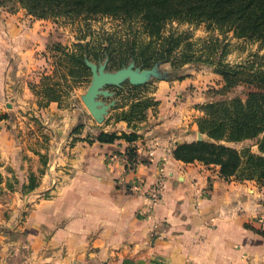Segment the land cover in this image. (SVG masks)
I'll return each instance as SVG.
<instances>
[{
  "label": "crops",
  "instance_id": "crops-1",
  "mask_svg": "<svg viewBox=\"0 0 264 264\" xmlns=\"http://www.w3.org/2000/svg\"><path fill=\"white\" fill-rule=\"evenodd\" d=\"M27 23L0 7V114L9 105L17 112L29 106L60 133L40 148L49 156L40 176L44 167L35 144L30 151L28 142L13 139L9 122H0L1 184L20 182L5 196L10 199L0 201V264H264V237L255 232L264 230V185L226 182L218 170L174 158L176 146L198 141L200 132L191 120L186 128L183 111L171 110L170 83L153 94L160 104L137 128L138 161L128 169L129 143L97 140L101 132H133L112 118L129 108H116V92L102 99L116 101L103 124L86 109L61 110L55 102L37 107L30 86L39 83L34 76L44 68L24 48L23 39L36 29L22 31ZM24 121L16 122L18 133ZM81 125L70 144L65 133ZM31 173L39 176V186L23 192Z\"/></svg>",
  "mask_w": 264,
  "mask_h": 264
},
{
  "label": "trees",
  "instance_id": "trees-1",
  "mask_svg": "<svg viewBox=\"0 0 264 264\" xmlns=\"http://www.w3.org/2000/svg\"><path fill=\"white\" fill-rule=\"evenodd\" d=\"M29 13L44 19L50 15L66 14L73 17L83 13H104L120 18L141 19L147 23L145 32L150 40L115 39L103 34L94 40L80 42L68 49L62 44L54 45L61 49L68 62L71 74H90L86 61L100 63L108 60V70H119L134 63L147 69L157 63H169L180 70L191 62H206L216 65V71L224 79V87L216 90L212 101L206 104L205 116L198 127L206 134L210 142H191L176 146L173 156L184 163L203 162L219 167V175L225 181L256 180L264 183V66L230 65L224 62L226 44L217 37L192 41L188 34H161L166 21L207 25L209 30L219 31L222 35L232 33L239 39L264 43V0H19ZM1 5V2H0ZM201 44V45H200ZM201 48V49H199ZM217 60L215 56L220 55ZM242 87L243 97H227L237 87ZM54 98L51 102H58ZM158 102L153 98H143L130 104L128 110H122L114 117L116 122L125 121L133 132H101L97 140L101 143H113L124 139L130 146L126 150V159L131 169L138 161L136 147L133 144L140 138L138 126L147 117V110ZM7 119L0 115V122ZM136 119V120H135ZM82 130L83 126L78 127ZM256 140L258 153L250 148L238 151L230 143ZM42 156V157H41ZM40 156L43 167L47 160ZM46 156V155H45ZM47 157V156H46ZM46 161V162H45ZM146 162V160H141ZM40 170L39 175L44 174ZM23 192H31L39 186V176H29ZM264 237V230H255Z\"/></svg>",
  "mask_w": 264,
  "mask_h": 264
},
{
  "label": "rangeland",
  "instance_id": "rangeland-1",
  "mask_svg": "<svg viewBox=\"0 0 264 264\" xmlns=\"http://www.w3.org/2000/svg\"><path fill=\"white\" fill-rule=\"evenodd\" d=\"M0 2V7L5 13L16 17L19 23H22V21L28 22L27 24H23L24 26L22 31L29 30L30 33V29L35 27L36 29L34 35H40L39 37H42L41 39H35L32 41V36L34 35H26V37L23 39V44L25 45L24 48L28 47V50L31 52L30 54L39 57L38 60L42 62L41 64H43L44 68L35 73L34 80L38 78L39 83H37V85L32 83L30 86L36 97L35 103L39 109L47 107L49 100L56 98L59 101L55 103L59 105L58 107L61 110L81 111L86 109L89 112L82 100V97L85 95L88 87L91 84V71L90 74H82L80 72L75 73L74 77L71 74L68 62L64 56V52H62L61 49L59 50L58 48H55L54 45L62 44L68 49H73L75 44L94 40L100 36L103 37L104 33L110 34V36L115 39H122L124 41L127 39L145 41L150 40V36L147 34V32H145L147 23L141 19H124L100 12L88 14L83 13L78 15V17H73L66 14L50 15L47 18L40 19L29 13L28 10L21 5L19 0H0ZM30 20H33L36 25L34 26L32 21L29 22ZM170 33L188 34L192 37V41L196 43L198 41L207 40L210 37H218L222 43L224 42L226 44V52L223 55V60L225 63L232 66L248 64L264 66V43L247 39H239L234 37L232 33L222 35L219 31L209 30L205 23L197 25L186 22L179 23L176 20L166 21L161 34L169 35ZM220 56L221 54L215 56V58L218 60ZM104 62H107L108 70L107 59L96 64H103ZM12 64H15V58H12ZM140 69L151 71L145 83L138 86H133L130 84L129 80H126L121 85V87H108L110 91L116 92V97H118V107L116 108L124 107V105L130 106L132 102L143 98L155 99L153 94L157 93L160 84L162 82H169L171 86L170 89H168V92L173 94L175 91V98L171 100V103H173V105L170 106L171 110H174L175 113L182 111L184 112L186 115L187 129L188 125H190V120L195 122L197 126L199 125L200 121L205 116L206 104L212 101L216 95L214 91L221 90L225 85L222 75L216 71V65L206 62L187 63L182 68H180V70H175V67H172L167 62L157 63L151 68ZM108 71L115 72L118 70ZM172 86L175 87L173 90H171ZM161 90L163 91L164 89ZM243 91L244 89L240 86L226 96L234 97L239 95L243 97ZM109 99L110 98H108V100ZM13 100L11 103H14ZM159 104L160 102H158L157 105L149 108L147 110V115L148 113L150 114L151 110H156V107H158ZM24 108L25 109L19 108V111L17 112L13 110L11 105H9L8 112L0 115L7 116V119L4 121L9 122L8 130L14 137L13 139L18 142H28L30 145H27V148H29L30 151L32 148L31 144H35L34 149L36 150V155L39 157L44 155L43 160H47V166L49 162V156L46 153H42L40 148H46L47 145L50 144L51 140L57 139L56 134L60 132L55 131V129L50 127V125L46 123L44 119L42 120L40 116L36 115L37 113L35 111H37V109L32 110V108L29 106ZM120 112L121 111H116L112 118L120 115ZM22 117L25 118V124L23 126V131L18 133L16 122H18V119ZM147 119V117L144 118L142 122L136 123V125L139 126L144 121H147ZM197 130L200 132L199 127H197ZM78 131L79 128H76L70 129L65 133L66 139L70 142V144H73V142L78 139L74 136L78 133ZM201 134L203 135V140L198 142L211 141L206 134ZM229 146L238 151H242L245 148H250L252 152L258 153V145L256 140H247L241 143H230ZM37 148L40 151L37 150ZM25 154L27 155L28 153L26 152ZM196 162L201 163L205 168L210 170L215 169L219 171L218 166L206 165L200 161ZM235 182L242 183L244 181ZM1 183L2 180L0 175V201L2 202H4V200L10 199V197L6 198L5 196L11 195L14 190L20 187V182L18 180L12 179V181L6 182L5 187H3ZM258 184L261 186L264 185V183L260 182H258ZM25 215L26 214L24 213L20 220H24ZM6 218H8V216H6ZM248 226L250 227L251 224Z\"/></svg>",
  "mask_w": 264,
  "mask_h": 264
},
{
  "label": "water",
  "instance_id": "water-1",
  "mask_svg": "<svg viewBox=\"0 0 264 264\" xmlns=\"http://www.w3.org/2000/svg\"><path fill=\"white\" fill-rule=\"evenodd\" d=\"M86 64L91 70L92 81L87 89V92L82 97V100L92 117L98 123H103L105 121V117L109 113V110L116 105L115 100L110 103H106L102 100L103 98H109L114 95L108 87H121L126 80H129L130 84L133 86L141 85L147 81L151 72L141 70L136 67L134 63H131L115 72L107 70V62H104L103 64H96L87 60ZM202 140L203 135L200 133L198 141Z\"/></svg>",
  "mask_w": 264,
  "mask_h": 264
},
{
  "label": "built area",
  "instance_id": "built-area-1",
  "mask_svg": "<svg viewBox=\"0 0 264 264\" xmlns=\"http://www.w3.org/2000/svg\"><path fill=\"white\" fill-rule=\"evenodd\" d=\"M126 166H127V168L128 169H131V165H130V163L126 160ZM157 197V192L156 191H154L153 192V197H152V199H155Z\"/></svg>",
  "mask_w": 264,
  "mask_h": 264
}]
</instances>
